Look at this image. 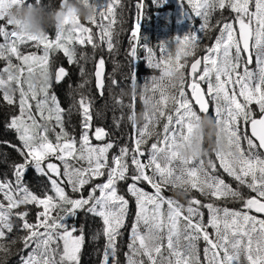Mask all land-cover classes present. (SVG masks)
Returning <instances> with one entry per match:
<instances>
[{
  "label": "snow or ice",
  "instance_id": "snow-or-ice-1",
  "mask_svg": "<svg viewBox=\"0 0 264 264\" xmlns=\"http://www.w3.org/2000/svg\"><path fill=\"white\" fill-rule=\"evenodd\" d=\"M17 2L0 0V19L6 18L8 7ZM87 3L94 5V15L90 21L95 22L97 5L91 0H87ZM188 4L195 15L203 19L199 29L201 32L213 27L210 17L217 9L231 10L239 24L238 36L234 24H223L215 44L206 49L208 55L191 64L192 82L187 84L201 112L207 113L209 110L205 95L211 96L215 102L217 125L223 133V148L215 151L218 166L211 157L205 162L202 158H184L178 153L200 119L185 93L183 65L179 63L181 55L187 57L194 54L199 44L197 34L191 33L178 40L181 51L176 54L177 62L174 68L166 66L164 69V75L169 78V86L177 89L178 95L169 96L162 90L160 99L155 102L156 107L146 115V123L139 129L135 147L131 150L126 146L120 147L119 153L109 158L113 143L94 145L91 142V114L85 98L81 97L79 101L83 120L82 133L77 140L65 130L62 109L56 95L49 91V70L53 54L62 52L69 64L75 63L77 44L96 47L90 29L84 27L71 13L65 18L69 27L59 30L54 40L45 34L16 30L8 32L0 27V36L5 39V44L0 45V58L10 63L14 55L22 61V65L28 66L29 72L38 66L41 77L38 86L28 83L27 91L23 88V81L20 82L19 115H13L7 125L17 133L20 145L7 141L4 143L19 153L22 162L13 165L14 183L8 179L0 180V193L4 194L7 201L6 206L0 202V241L5 240L7 233L13 231L11 218L15 215L22 222L20 227L27 233L23 237L25 248L35 244L23 264H80V253L85 242L83 230L74 225L69 227L65 222L66 217L75 216L79 209L102 220L106 239L102 264H119L117 240L126 223L129 200L119 193L118 184L128 180L131 183L127 184V192L135 198L136 213L131 225L129 253L125 254L127 264H144L141 257H147L148 264H245V261L246 264H264V218L250 214L252 210L264 214V157L259 152L264 149V0H188ZM99 15L114 16V4L110 2L106 12L101 11ZM7 24L10 25V22ZM111 26L112 21L106 26L98 25L102 28L100 40L107 39L109 50L113 49ZM138 31L137 24L133 39H137ZM27 41L33 42L37 48L42 46L43 54L21 53L19 45ZM136 49V45L131 48L130 55L133 58L137 56ZM253 49L257 55L258 77L248 68ZM147 51L151 62L152 49L148 48ZM243 53L249 54L247 60H243ZM168 63L171 64L170 57ZM201 64L203 70L198 72ZM103 65L101 59L96 66L98 89L103 87ZM4 72H7V68ZM174 73H179L178 82L173 79ZM66 75L64 67L55 69V81H61ZM201 82L207 83V93L202 91ZM238 97H243V102ZM4 99L9 104L14 103L8 95H4ZM30 101L35 102V112ZM169 103L174 114L166 113ZM253 104L259 110L258 118ZM162 117L167 120L163 125V140L151 144L149 159L147 163L142 162L139 158L144 155L141 145L153 134L154 124ZM53 120L60 128L54 142L49 137V133L55 131L49 127ZM247 125L251 126V136L247 134ZM242 126L245 128L243 133L240 131ZM91 135L97 141H103L108 133L97 127ZM130 155L131 169L127 159ZM53 160L58 161L62 168ZM29 166L49 178L55 196L46 195L41 199L29 190L23 183ZM218 168L237 181L238 186H246L255 195L245 198L241 191L232 188L215 174ZM148 169H151V175ZM101 177H106L103 183H94ZM141 182L149 184L154 193L138 187ZM62 183L70 187L73 193H80V198H70L61 186ZM169 185L173 188L181 187L185 191L198 189L202 195L217 200L239 201L242 206L239 210H232L228 207L220 208L213 203L202 205L199 200H191L187 215L182 216V206L175 200H166L161 194ZM85 186H89L87 197L83 195ZM165 203L168 205L166 215L162 212ZM22 205L43 206V211L37 214L36 224L28 222L27 211L18 210ZM201 207L208 209L207 225L196 219L203 215ZM57 209L63 215L58 212L52 216V211ZM181 217L184 221L182 225ZM209 226L214 230V237L207 230ZM41 227L42 232L39 230ZM165 230L166 248L163 243ZM78 231L80 234L76 235ZM201 237L206 242L203 262L196 249V241ZM0 251H8L4 243H0ZM165 251L167 256L164 255Z\"/></svg>",
  "mask_w": 264,
  "mask_h": 264
},
{
  "label": "trees",
  "instance_id": "trees-1",
  "mask_svg": "<svg viewBox=\"0 0 264 264\" xmlns=\"http://www.w3.org/2000/svg\"><path fill=\"white\" fill-rule=\"evenodd\" d=\"M94 3L99 6L100 4H105L106 6L112 2L114 4V16L106 15L105 25H108L109 21H112L111 32H112V43L113 49L109 50L107 47V39L104 46H100V43L96 41V47L91 49V54L86 57L83 51L82 45L76 46L77 61L75 63L69 64L67 58L62 52H57L53 54V59L56 60V66H63L67 70V75L62 78L58 83L52 80L51 93L57 97V102L62 109V119L64 123L65 130L74 138L79 140L82 133V110L79 104L81 97L89 103V110L91 114V129L90 138L94 145L101 143L111 142L114 147L109 151V158L112 155L118 154L120 147H128L130 150L134 148L132 144V139L138 138L139 129H141L146 123V115L153 112L156 107L155 102L160 99L161 91L163 90L166 95H178L177 89H173L169 86V78L164 75V69L166 66L173 67L176 64V54L181 51V45L178 40H182L184 36L191 33L197 34L199 37L198 47L195 49L194 54L190 56L181 55L179 58V63L185 67V93L190 99V103L193 105V110L201 117L215 113V102L210 97L211 102V114H201L199 113L192 101L191 94L187 84L190 83L188 77V65L190 61L197 56L201 55L202 58L208 55L206 49L215 44L217 37L220 35V29L225 23L234 24V30L236 34V21L235 14L229 9L215 10L211 17L210 23L213 27L205 32L199 31L203 19L195 15L188 4V0H151L152 7L151 11L148 12V0H144V10L142 18L138 17V11L136 13H131L130 9L127 7L130 0H93ZM41 3L45 5L44 15L47 23H50L48 19L51 12L55 8H59L61 0H41ZM86 5L87 0H83ZM74 10V9H73ZM69 12V10H68ZM49 14V16H45ZM64 14L63 12L61 15ZM186 14L189 15L187 19ZM73 15L80 21L83 25L84 19L76 15L74 10ZM10 22V25L7 24ZM139 23V31L137 32V39H133V34L131 33L133 24ZM12 25V20L4 18L0 19V27H4L6 31L11 32L15 30ZM63 19L62 24H59L57 28L47 27L45 35L50 36L49 39L54 40L57 32L59 30L66 29ZM5 44V39L0 36V45ZM33 45V47H30ZM133 45L137 46V56L131 57L130 52ZM152 49V58L149 62L147 49ZM39 49L36 55L43 54L42 46L37 48L33 42L27 41L19 45V50L24 55H28L30 51ZM163 49V51H162ZM234 53V50H233ZM171 58V64L168 63V58ZM103 59L106 73L103 81L102 90L99 92L95 86V66L98 62ZM22 62L18 61L16 56H11V62L5 58H0V107H4L6 101L4 95L9 91L18 90V81H23V85L26 82L35 81V77L17 78L15 77V72L18 71V66ZM7 68V72L4 69ZM26 70L28 66L24 67ZM203 68V65H202ZM202 70V69H201ZM29 72V71H28ZM11 76V78L9 77ZM7 77L9 83L14 85V87H8L7 91H4L2 87V80ZM179 73H174L173 79L178 82ZM214 79V77H213ZM207 93V83L201 82ZM40 84V82H39ZM155 89V90H154ZM154 90L155 94L152 96L151 91ZM14 103L11 105L19 106V100L12 98ZM7 102V101H6ZM33 105V112H35V102L30 101ZM172 112L174 114V109L169 103L166 107V113ZM257 117L259 113L256 114ZM199 119V120H200ZM213 126H217V122L214 119H209ZM167 123L166 118H160L158 123H155L152 128V135L147 137L146 142L141 145V150L144 152L143 156H140L141 160L145 162L149 159V152L152 143H157L162 141L164 137V127L163 125ZM7 122L0 119V180L8 179L15 182L13 176V165L20 163L18 158H13V150H8L3 145V139L8 137L9 129L7 127ZM50 128H54L55 131L49 133L50 139L54 142L56 133L60 132L59 126L55 125V121L49 125ZM103 128L108 135L103 141L94 140L91 133L95 131V128ZM217 127L206 129L205 135L202 139V145L205 148L209 147L210 140L215 141ZM163 146V145H161ZM17 153V151H16ZM211 157L219 165V161L216 160L215 151L209 149L208 155L202 157V159L207 161ZM128 163L131 166V155L127 158ZM198 163V161H196ZM178 166V162H177ZM30 167V169H29ZM23 177V183L29 188V190L43 199L47 196H55V192L52 188L49 178L43 174L38 173L33 167L29 166ZM62 168V166H61ZM151 175V172H149ZM225 180L232 188L237 189L242 192L245 198L249 196L246 190V186H238V182L232 177L228 176L223 172L222 169L218 168L215 173ZM106 178V177H104ZM94 183H101L100 178H98ZM131 183V180L126 182H120L118 184V191L120 194L125 195L129 200V211L126 217L125 226L121 229L122 233L117 240V259L119 264H127L126 253H129L128 244L131 242L130 237V227L135 221L136 204L135 198L131 197L127 192V184ZM62 187L65 188V192L72 199L80 198V193H73L71 188L62 183ZM140 188L149 193H154L153 189L146 183L141 182L138 184ZM170 186V185H169ZM168 187V186H167ZM167 187L162 190V195L165 199H172L170 194L167 192ZM172 189V186H170ZM89 186H85L83 190L84 197H87V191ZM176 195V194H172ZM207 198L216 199L214 197L205 196L200 193L198 189H191L187 196L183 197V213L182 215H187L188 203L191 200H199L201 204H207ZM0 202L5 206L7 201L4 199V194L0 193ZM215 205V204H214ZM222 205V206H219ZM195 207V205H193ZM216 206L223 208L228 207L232 210H239L241 208V203L239 201H234L231 199H220ZM19 211H27V220L29 223H37V214L43 211V206L40 205H27L20 206ZM168 210L167 203L163 204L162 212L166 215ZM17 211V210H14ZM200 211L203 213L202 217H197L196 219L202 220V222L207 225L209 220V212L205 207H201ZM59 212L63 215L61 210H53L52 216H56ZM251 215H256L253 211L250 212ZM257 216V215H256ZM258 217V216H257ZM258 218H263L259 216ZM13 223V231L7 233V238L0 243H4L8 251H0V264H23V260L28 257L29 253L35 247L33 243L29 247L25 248L23 237L27 234L26 231L20 227L22 222L15 216L11 218ZM66 224L71 227L75 226L77 229H82L85 242L82 246L80 253V264H102L103 253L105 248L106 239L103 235V223L101 218L88 213L84 209H79L75 216H70L65 218ZM181 222H184L181 218ZM182 225V224H181ZM41 232L43 228L39 229ZM208 232L214 237V230L209 226ZM143 232L144 229L141 228ZM79 235L80 232H76ZM11 241H15L12 243ZM164 246L166 248V230H165V240ZM206 247V242L202 237L196 241V249L203 262L204 248ZM165 256L168 255L167 251L164 253ZM144 264H148L147 257H141ZM246 264V261H245Z\"/></svg>",
  "mask_w": 264,
  "mask_h": 264
},
{
  "label": "clouds",
  "instance_id": "clouds-1",
  "mask_svg": "<svg viewBox=\"0 0 264 264\" xmlns=\"http://www.w3.org/2000/svg\"><path fill=\"white\" fill-rule=\"evenodd\" d=\"M45 5L41 3V0H18L17 3L11 4L6 12L7 19L12 20L13 28L18 32H24L29 34H45L47 27H55L63 22V15L67 14L69 9H74L76 15L88 20L89 16L94 15V5L88 3L85 5L83 0H61L59 8L52 10L50 17V23H47L44 15ZM66 28L67 25H64ZM213 127L209 119L201 117L193 127L192 133L187 141L183 143V146L178 149V153L184 158L200 159L208 155L209 149L216 151L223 148V133L217 127L216 139L209 143V147L205 148L202 145V139L205 135L206 129ZM176 192L181 196H187L190 192L185 191L181 187L175 188Z\"/></svg>",
  "mask_w": 264,
  "mask_h": 264
},
{
  "label": "flooded vegetation",
  "instance_id": "flooded-vegetation-1",
  "mask_svg": "<svg viewBox=\"0 0 264 264\" xmlns=\"http://www.w3.org/2000/svg\"><path fill=\"white\" fill-rule=\"evenodd\" d=\"M91 2L94 3L93 0H91ZM127 7L130 9V12L132 14L133 13H136L138 11V17L142 18L143 10H144V0H130V2H129V4H128ZM151 7H152V1L151 0H148V12L151 11ZM101 11H104L105 12V4L104 3L100 4L99 6H97V13H96V16H95V22L90 21V17H92V16H89L88 17V20H85L84 19L83 26L90 29L91 34L93 35V38H94V42L95 43H96V41H98L100 43V46H104V43H105L106 39L104 41H101L100 40V32L102 31V28L101 27H98V25H105L106 16L105 17H101L99 15V13ZM73 12H74V10L71 9V14L72 15H73ZM236 27H237V22H236ZM238 33H239V31H238V27H237V30H236V35L237 36H238ZM250 43H251V41H250ZM76 46H75V50H76ZM82 46H83L84 54L86 55V57H89L90 54H91L92 45L86 44V45H82ZM242 55H243V60H247L245 53H243ZM251 57H252L251 58V63L248 64V68H249L250 71L254 72L256 70V67H257V55H256L255 49L252 50ZM242 63H243V61H242ZM58 67H61V65L55 66V69L58 68ZM55 69H54V73H55ZM182 71H183V73L185 75V67L182 69ZM241 71H242V68H241ZM66 73H67V70H66ZM15 77H17V76H15ZM9 78H11V77H9ZM201 85H202V83H201ZM237 91H238V89H237ZM204 92L206 93L205 89H204ZM151 93H152V96H154L155 91L152 90ZM5 95H8V96H10L12 98H15V99H18V98H20V91H18V90H16V91H9V92H6ZM206 97H207V100H208L210 109H209V112L208 113H201V114H204V115L211 114V112H212L211 102L209 100L210 97L208 95H206ZM238 98H241V97H238ZM4 102H5V105L2 108L3 109V112H1V107H0V119L3 120V121H5V122H7V124H8L10 122L11 117L13 115H19V106H12L8 102H6V101H4ZM4 110H6L8 113L7 112H4ZM205 117L207 119H214L215 118V116L213 114L208 115V116H205ZM246 130H247V134L249 136H251V134L249 132V129H248V125L246 127ZM244 131H245V128H244ZM7 132H8V137L3 139V145L8 150H11L13 148L9 147L8 144H5L4 142L7 141L10 144H15V145L19 146L20 145V141L18 140V135L15 132V130H11V131H8L7 130ZM135 139L136 138L133 137L132 144L133 143L135 144ZM244 144L247 147L246 142H244ZM13 153H14L13 158H18V161L22 162V157L19 155L18 152L16 153V150L15 149L13 150ZM260 154L262 155V157H264V153H262L260 151ZM246 190H247V193H249V195L255 194V193L251 192L250 189H247V187H246ZM255 214L258 217L261 216V215H258L257 213H255ZM261 217L264 218L263 215Z\"/></svg>",
  "mask_w": 264,
  "mask_h": 264
},
{
  "label": "rangeland",
  "instance_id": "rangeland-1",
  "mask_svg": "<svg viewBox=\"0 0 264 264\" xmlns=\"http://www.w3.org/2000/svg\"><path fill=\"white\" fill-rule=\"evenodd\" d=\"M68 13H71V9H69V12H67V14H68ZM67 14H62L64 20H65ZM45 16H49V14H45ZM136 25H137V24H133V26H132V30H131V33H132V34H133V31L136 29ZM48 37H50V36H48ZM30 47H33V45H30ZM38 51H39V49H35V50H33V51H30V52L27 53V54H30V53H38ZM38 54H39V53H38ZM18 61H20V60H18ZM20 62H22V61H20ZM20 65H22V64H20ZM20 65L18 66V71L15 72L14 75L17 76L19 79H20V78H23V77L26 78V79H28V77H32V76H34V77H35V81L31 82V84L38 86V85H39V82H40V80H41L38 66L35 67V68L33 69L32 72H28V70H26V69L24 68L26 65H22V68H20ZM202 65H203V64H202ZM55 66H56V60H55V59H52V64H51V66H50V70H49V71H50V77H51V85H52V80L54 79V69H55ZM201 69L203 70L202 66H201ZM201 69H200V72H202ZM254 73H256V74H257V77H258V74H259V67H258V65H257L256 70L254 71ZM8 77H9V76H8ZM10 77H11V76H10ZM18 83H19L18 91H20V81H18ZM28 83H29V82H26V83L23 85V88H24L25 91H27V89H28ZM2 87H3L4 91H7V88H8V87H14V85H12L11 83H9L8 80H7V77H5V78L2 80ZM51 87H52V86H51ZM49 91H50V93H51V88H50ZM238 99H239L241 102H243V97L238 98ZM12 106H14V105H12ZM1 107H2V106H1ZM252 107H253V109L255 110L256 114L259 113V110H258V108L256 107L255 104H253ZM1 112H3V109H1ZM4 112H7V111L4 110ZM7 113H8V112H7ZM214 121L217 122V117H216V115H215ZM240 131H241V133H243V131H244V127H243V126L241 127ZM246 131H247V130H246ZM93 133H94V132H93ZM92 137H93L94 140H96L95 137H94V135H92ZM133 144H134V143H133ZM134 146H135V144H134ZM243 146L246 148L245 144H243ZM259 152H260V151H259ZM140 159H141V158H140ZM141 161H142V162H145L144 160H141ZM53 162L57 163L58 166H62V165L59 164L58 161L53 160ZM145 163H147V162H145ZM29 169H30V167H29ZM147 171H148V174H149V172H151V169H148ZM105 179H106V178L101 177V178H100L101 183H103ZM148 185H149V184H148ZM137 186H138V185H137ZM149 186H150V185H149ZM138 187H139V186H138ZM150 187H151V186H150ZM153 192H154V189H153ZM167 192L170 194V197L172 198V200L177 201L178 204H179L180 206H182V207L185 206V205H183V201H184V200H183V197H181V196L176 192L175 189H172V188L169 186V187H167ZM97 194H98V193H97ZM172 194H176V195H172ZM87 195H88V191H87ZM207 203H213V204L216 205V204L218 203V200H217V199H209V198H207ZM162 206H163V205H162ZM219 206H222V205H219ZM135 208H136V206H135ZM167 211H168V210H167ZM182 216H183V215H182ZM181 218H182V217H181ZM182 219H183V218H182ZM201 221H202V220H201ZM180 222H181V221H180ZM183 223H184V222H181V224H183ZM121 233H122V231H121ZM130 237H131V227H130Z\"/></svg>",
  "mask_w": 264,
  "mask_h": 264
},
{
  "label": "water",
  "instance_id": "water-1",
  "mask_svg": "<svg viewBox=\"0 0 264 264\" xmlns=\"http://www.w3.org/2000/svg\"><path fill=\"white\" fill-rule=\"evenodd\" d=\"M186 17H187V19H189L190 17H189V15L188 14H186ZM237 27H238V31H239V24H238V22H237ZM245 55H246V58H248V53H245ZM252 58V57H251ZM197 59H202V56L201 55H199V56H197L196 58H194V59H192L191 61H190V63H189V65H188V77H189V79L191 80L190 81V83L192 82V74H191V64L192 63H194L195 62V60H197ZM97 66V65H96ZM201 66H202V64L200 65V66H198V72L200 71V68H201ZM66 70V69H65ZM95 72H96V67H95V71H94V76H95ZM105 73H106V68H105V65H103V69H102V84H103V81H104V77H105ZM62 80V79H61ZM54 81H55V78H54ZM56 83H58L57 81H55ZM60 82V81H59ZM95 86H96V88H97V84H96V76H95ZM201 89H202V91L204 92V88L201 86ZM97 90L100 92L102 89H98L97 88ZM189 92H190V94H191V98H192V101H193V104H194V106H195V108H196V110L198 111V112H200V113H203V112H201L200 111V109H199V105H197L196 103H195V99H194V97H192V93H191V89L189 88ZM205 93V92H204ZM205 99L207 100V97H206V95H205ZM208 101V100H207ZM209 109H210V106H209ZM208 112H209V110H208ZM207 112V113H208ZM258 118V117H257ZM248 129H249V132H250V134H251V126L250 125H248ZM106 132V131H105ZM257 143H258V141H257ZM260 151L262 152V153H264V149H260ZM253 212H255L254 210H252ZM258 215H263L264 216V214H259V213H257Z\"/></svg>",
  "mask_w": 264,
  "mask_h": 264
}]
</instances>
